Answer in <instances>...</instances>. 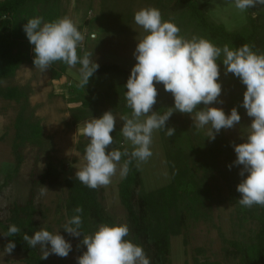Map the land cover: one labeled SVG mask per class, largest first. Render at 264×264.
I'll use <instances>...</instances> for the list:
<instances>
[{
	"label": "trees",
	"instance_id": "obj_1",
	"mask_svg": "<svg viewBox=\"0 0 264 264\" xmlns=\"http://www.w3.org/2000/svg\"><path fill=\"white\" fill-rule=\"evenodd\" d=\"M235 4V0H229ZM155 8L162 13L164 20L171 19L179 28L180 35L191 38L192 36L209 39L218 47L227 44L230 48H239L243 44L253 46V50L264 53V5H257L244 11L245 22L240 27L227 30L221 23L216 22L205 8L206 2L197 0H155ZM61 0H0V99L18 105V113L14 120V138L12 154L14 165L5 176L1 188L7 187L18 176L23 162L22 150L26 147L35 148L37 154L44 153L45 168L40 172L32 170L30 173V188L24 204H15L9 210V216L0 221V227L6 237L5 246L11 241L16 247L12 253L23 257L24 264H45L36 248L30 247L23 240L24 234L30 237L38 231L37 215L45 218L36 204L41 186L55 189L63 186L66 198L59 206L64 211L68 222L77 213L76 207H82L81 236L76 237L75 248L78 257L87 249L82 244L83 236L92 235L98 226L104 223L109 225L123 224L115 220L103 206L101 188L91 189L82 184L76 177L60 181V171L52 164L49 155L50 142L43 135L40 120L32 115L29 104V93L25 88L6 84L15 77L22 65H34V45L29 43L23 26L28 19L43 17L44 22H51L61 18ZM88 22H84L87 24ZM80 28V29H79ZM81 30V27H78ZM86 49L78 48V55L82 56ZM223 54L217 63L220 68L218 82L222 84V94L226 96L228 109L236 107L241 118L247 116L246 110L241 107L243 93L246 86L232 73L225 74L222 63ZM76 67L81 68L80 64ZM69 66L63 62H55L49 69L51 80H58L65 76ZM116 75L121 82L109 85L102 93L84 97L76 87V96L71 99L79 106L71 110L72 124L77 125L89 118H100L106 111H113L125 116L132 112L128 107L125 85L130 72L116 64L99 66L98 70L89 79L88 85L102 75ZM87 85V86H88ZM86 87V86H85ZM157 103L153 111L164 114L167 108L174 107V97L166 92L162 84L157 85ZM103 107V109H101ZM204 107L199 105L197 110ZM30 110V112H29ZM193 114L174 112L166 122L165 129H158L160 142L165 155L170 181L165 186L154 191L144 190L137 160L133 159L129 165L130 171L117 185L120 205L125 212V222L129 225L130 235L126 239L142 245L151 264H171L172 237L185 235L191 224L205 222L213 225L211 216L212 195L209 181L215 177L224 184L230 205L238 217L239 223H251L248 235L244 240L224 239V256L236 261L237 264H264V207L254 205L251 208L243 207L238 200L241 194L236 191L241 182L239 171L243 166L229 165L236 160L233 142L240 144L246 142L241 139H229L220 131L214 141L208 135L197 131L189 121ZM169 127L175 128L172 137L166 135ZM110 135L114 143L108 151L118 149L123 151L121 145L126 146L122 135L113 131ZM48 141V142H47ZM90 140H79L75 149L85 156V148ZM49 144V148H44ZM38 157V156H37ZM39 159V158H37ZM128 157H122L120 164ZM247 175V174H246ZM246 178V176H245ZM58 211V209L56 210ZM16 225L20 232L8 236V229ZM185 232V233H184ZM186 237V236H185ZM186 243L184 239V244ZM192 264H218L206 259L193 258Z\"/></svg>",
	"mask_w": 264,
	"mask_h": 264
},
{
	"label": "clouds",
	"instance_id": "obj_2",
	"mask_svg": "<svg viewBox=\"0 0 264 264\" xmlns=\"http://www.w3.org/2000/svg\"><path fill=\"white\" fill-rule=\"evenodd\" d=\"M257 5H264V0H235V7L241 12ZM134 21L148 34L137 43L133 53L137 63L125 85V97L132 113L131 117H121V134L131 142L133 150L129 152L124 145H121L123 151L107 150L114 143L110 135L117 123L113 111H106L99 119L86 121L81 131L90 142L85 148L86 163L76 171V179L91 189L107 186L116 175L122 157H128L120 166V175L126 177L133 159L142 162L152 156L153 131L165 129L174 112L195 113L197 131L210 126L207 131L210 141H214L222 129H232L239 124L241 116L236 107L226 115L223 108L209 106L224 103L218 99L222 94V84L218 82L220 68L217 63L223 54L225 74H234L246 86L240 106L248 117L253 118L246 142H233L236 160L228 167L231 170L233 166H243L239 171L242 179L236 188L241 194L239 204L246 208L254 205L264 207V53L254 51L249 44L239 48L225 44L221 48L206 38H186L180 35V28L171 19L164 20L161 11L155 7L135 12ZM23 30L29 43L34 45L35 68L44 73L58 61L70 68L80 64L78 87L88 85L99 64L94 62L93 52L84 51L82 56L78 55L85 36L70 17L44 22L43 17L37 16L28 19ZM158 84H162L164 90L174 97V107L167 108L162 115L153 111ZM201 104L204 107L197 110ZM142 116L145 119L141 120ZM174 134V127L167 128L168 137ZM46 191L49 190L41 186L40 194L44 195ZM74 212L77 214L64 230L73 237H79L82 234L80 214L83 208L78 206ZM19 232L20 229L13 224L7 235ZM129 235L130 228L126 223L99 225L94 234L83 236L82 244L87 250L77 258L78 264H151L143 246L126 239ZM23 240L32 248L40 246L41 259H47L51 254L66 258L72 251L71 243L64 236L43 228L31 237L24 234ZM49 244L50 249L47 247ZM15 247V243L10 241L5 251L11 254Z\"/></svg>",
	"mask_w": 264,
	"mask_h": 264
},
{
	"label": "rangeland",
	"instance_id": "obj_3",
	"mask_svg": "<svg viewBox=\"0 0 264 264\" xmlns=\"http://www.w3.org/2000/svg\"><path fill=\"white\" fill-rule=\"evenodd\" d=\"M197 1L206 2V13L216 22L223 24L227 30L236 29L245 22V13L236 9L235 4L229 0ZM154 2L155 0H61V18L68 16L78 27H81L80 31L85 39L80 48L83 47L93 52L92 58L99 66L116 64L131 73V69L137 63L133 55L137 43L148 34L135 23L134 14L142 8L155 7ZM85 21L88 23L84 24ZM79 79L80 68L76 66L69 67L62 78L51 80L49 70L42 73L35 66L27 64L22 65L15 77L6 83L28 90L30 110L32 115L40 120L43 135L50 142L49 155L52 164L60 171L61 182L66 178L75 177L76 171H79L86 163L84 156L76 151L75 146L77 141L89 139L82 134L81 129L85 122L92 118L77 125L71 122V110L79 106V103L71 102V99L76 96L75 89ZM121 81L122 79L116 75L106 74L96 77L90 85L79 91L84 97L98 95L109 85ZM218 99L223 100L224 103L209 106L223 108L226 115H230L226 96L221 94ZM17 113L18 105L0 99V186L5 176L12 170L15 161L12 154V143L13 125ZM131 113L126 115L131 117ZM114 116L117 120L114 131L121 134L122 116L118 112L114 113ZM94 119L98 118L94 117ZM143 119L145 117L142 116L141 120ZM188 119L195 126V116H189ZM251 122V119L243 116L234 128L222 129L221 132L229 139L246 140ZM208 127L210 126L200 131L207 135ZM123 141L133 150L130 141H126L124 137ZM44 148H49V144H45ZM150 149L152 151L150 158L142 162L137 161L143 187L147 192L161 188L170 181L158 130L153 131ZM22 155L24 159L18 176L7 187L0 189V221H4L9 216V210L15 204H24L30 188L31 171L40 172L45 168L44 153L39 155L35 148L26 147L22 150ZM120 166L122 164L119 163L116 175L111 178V183L100 188L105 210L116 221L124 223L125 212L120 205L117 191V185L123 178L120 175ZM209 187L212 195L210 210L213 225L205 222L191 224L187 233L184 232L185 235L182 233L180 236L172 237L170 241L171 264H192L194 257L218 264H237L236 261L224 256L222 237L229 240H244L252 225L251 223H242V225L239 223L232 207L226 202L227 191L221 180L215 177L209 181ZM46 188L49 191H46L44 195L39 193L36 200V204L45 216V218H41V215L36 216L39 223L38 230L43 228L53 234L59 233L64 236L65 240L71 243L72 251L66 258L51 254L43 261L45 264H78V254L75 248L76 237L64 230L67 221L60 207L66 198V190L63 186L55 189ZM5 241L6 237L0 227V264H24L21 255L8 254L5 251ZM47 247L50 249L51 245ZM35 248L42 257L40 246L37 245Z\"/></svg>",
	"mask_w": 264,
	"mask_h": 264
}]
</instances>
